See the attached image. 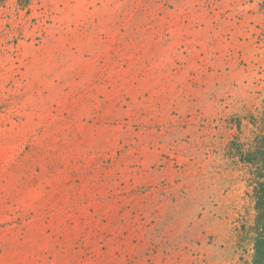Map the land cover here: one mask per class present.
<instances>
[{
	"label": "rangeland",
	"instance_id": "obj_1",
	"mask_svg": "<svg viewBox=\"0 0 264 264\" xmlns=\"http://www.w3.org/2000/svg\"><path fill=\"white\" fill-rule=\"evenodd\" d=\"M0 0V264H264L241 154L264 132V0Z\"/></svg>",
	"mask_w": 264,
	"mask_h": 264
},
{
	"label": "trees",
	"instance_id": "obj_2",
	"mask_svg": "<svg viewBox=\"0 0 264 264\" xmlns=\"http://www.w3.org/2000/svg\"><path fill=\"white\" fill-rule=\"evenodd\" d=\"M23 1V0H20ZM29 0H24L23 5H27ZM255 149L249 155L241 154V157L248 162L260 160L256 165V182L253 186V197L255 199V208L259 213L258 222L264 219V132L256 137ZM262 234L256 239L255 249L260 252L264 248V223L260 226Z\"/></svg>",
	"mask_w": 264,
	"mask_h": 264
}]
</instances>
